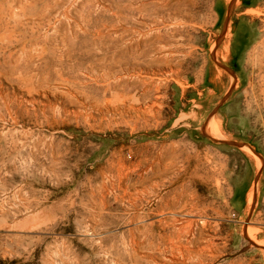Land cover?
<instances>
[{
    "label": "rangeland",
    "instance_id": "1",
    "mask_svg": "<svg viewBox=\"0 0 264 264\" xmlns=\"http://www.w3.org/2000/svg\"><path fill=\"white\" fill-rule=\"evenodd\" d=\"M0 264H264V0H0Z\"/></svg>",
    "mask_w": 264,
    "mask_h": 264
},
{
    "label": "bare ground",
    "instance_id": "2",
    "mask_svg": "<svg viewBox=\"0 0 264 264\" xmlns=\"http://www.w3.org/2000/svg\"><path fill=\"white\" fill-rule=\"evenodd\" d=\"M133 12V11H132ZM117 18V17H116ZM138 20V19H137ZM146 24V23H145ZM104 27H107V26H104ZM134 33H135V31H134ZM96 35H97V40L100 42V52H101V54H102V60L101 61H103V62H105L106 60H107V56L109 55V54H112V50H114V49H117V48H119L120 47V45L124 42V40L129 36V30L128 29H126L125 27H123V26H113L111 29H101L100 31H97V33H96ZM139 35V34H138ZM125 42H127V41H125ZM138 48V47H137ZM136 48V49H137ZM132 49V48H131ZM133 50V49H132ZM139 50H140V48H139ZM156 50V49H155ZM145 51V50H144ZM160 51V50H159ZM133 52V51H132ZM140 52H142V51H140ZM144 53V52H143ZM125 54H127V53H125ZM135 54V53H134ZM138 54V53H137ZM141 54V53H140ZM139 54V55H140ZM152 54H154V51L151 49V55ZM121 53H120V56L119 57H121ZM133 56V55H132ZM125 57H127V56H125ZM136 57H140V56H136ZM116 58V57H115ZM134 58H135V56H134ZM151 58H152V56H151ZM109 60V59H108ZM113 60V59H112ZM138 60H139V58H138ZM133 61H134V59H133ZM144 61V60H143ZM153 61V59H151V62ZM95 62H97L96 60H95ZM163 62V61H162ZM161 63V62H160ZM102 66V65H101ZM154 66V65H153ZM153 70V69H152ZM151 70V71H152ZM127 71H129V70H127ZM154 72V71H153ZM114 73V72H113ZM85 74V73H84ZM88 75V74H87ZM103 77H104V75H103ZM118 78V77H117ZM119 78H121V77H119ZM114 80V79H113ZM93 81V84H94V86H95V88L96 89H98L99 87H101L102 89H103V87H104V85H101L100 83H99V81L100 80H98V78L96 79V80H92ZM120 83V82H119ZM118 83V84H119ZM85 84V83H84ZM87 84V83H86ZM85 84V85H86ZM90 84V83H89ZM106 84V83H105ZM88 85V84H87ZM86 85V86H87ZM91 85V84H90ZM96 85H99V87L98 86H96ZM113 85V84H112ZM103 86V87H102ZM105 88V87H104ZM95 89V90H96ZM104 90V89H103ZM108 90V89H107ZM107 90H106V92H107ZM83 91V90H82ZM99 91V90H98ZM109 91V90H108ZM90 92V91H89ZM105 92V93H106ZM99 93V92H98ZM81 94V93H80ZM96 94V93H95ZM77 97V96H76ZM84 97V96H83ZM78 101V100H77ZM79 103V105H81V106H86V103H81V102H78ZM94 104V103H93ZM106 104V103H105ZM107 106V105H106ZM90 107H91V109L92 110H96V111H98L99 112V114H103V111H104V109L102 108V106L101 105H97V104H95V105H90ZM108 108V107H107ZM111 108V107H110ZM109 108V109H110ZM108 109V110H109ZM119 109V108H118ZM106 110V109H105ZM114 110V109H113ZM117 111V110H116ZM85 113V112H84ZM114 113V112H113ZM122 113V112H121ZM74 114V113H73ZM91 114V113H90ZM94 114V113H93ZM98 114V113H97ZM104 115V114H103ZM105 115H107L106 113H105ZM88 116V115H87ZM11 119V118H10ZM14 119V118H13ZM95 119V118H94ZM196 244V243H195ZM201 244V243H200ZM202 245V244H201ZM195 249H197V248H195ZM209 249H211V248H209ZM200 250V249H199ZM204 250V249H203ZM199 253L201 252V253H203L202 252V249L200 250V251H198ZM206 252V251H205ZM208 254V253H207Z\"/></svg>",
    "mask_w": 264,
    "mask_h": 264
}]
</instances>
